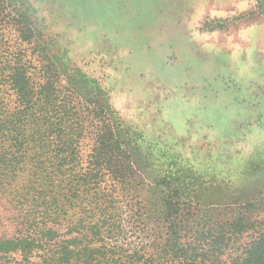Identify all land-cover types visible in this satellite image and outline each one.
Listing matches in <instances>:
<instances>
[{
  "label": "rangeland",
  "instance_id": "rangeland-1",
  "mask_svg": "<svg viewBox=\"0 0 264 264\" xmlns=\"http://www.w3.org/2000/svg\"><path fill=\"white\" fill-rule=\"evenodd\" d=\"M18 3L32 8L38 38L52 55L98 83L120 123L138 139L142 160L154 164L149 176L136 177L141 191L135 201L144 205L169 194L183 204L174 227L197 232L232 220L251 204L255 236L264 229V105L260 90L252 98L240 88L245 78L234 65L235 54L254 44L264 0ZM16 36L6 30L7 46L31 57L36 42L32 49L17 47ZM195 233L188 232L187 243L197 239ZM21 260L9 256L1 264Z\"/></svg>",
  "mask_w": 264,
  "mask_h": 264
},
{
  "label": "trees",
  "instance_id": "trees-1",
  "mask_svg": "<svg viewBox=\"0 0 264 264\" xmlns=\"http://www.w3.org/2000/svg\"><path fill=\"white\" fill-rule=\"evenodd\" d=\"M9 1L0 0V264H264L254 205L197 232L174 227L183 204L169 194L138 201L136 177L154 167L138 139L97 82L40 42L32 8ZM9 29L17 47L36 42L31 57L7 46Z\"/></svg>",
  "mask_w": 264,
  "mask_h": 264
},
{
  "label": "crops",
  "instance_id": "crops-1",
  "mask_svg": "<svg viewBox=\"0 0 264 264\" xmlns=\"http://www.w3.org/2000/svg\"><path fill=\"white\" fill-rule=\"evenodd\" d=\"M235 67H239V73L243 74L245 81L241 80L248 97H257L261 92L259 103L264 105V21L260 24L254 44L243 51H238L234 58Z\"/></svg>",
  "mask_w": 264,
  "mask_h": 264
}]
</instances>
